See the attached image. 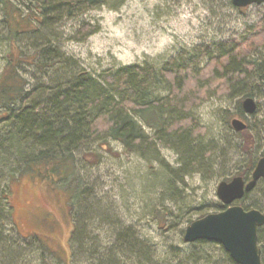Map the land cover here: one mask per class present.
Wrapping results in <instances>:
<instances>
[{"label":"trees","instance_id":"16d2710c","mask_svg":"<svg viewBox=\"0 0 264 264\" xmlns=\"http://www.w3.org/2000/svg\"><path fill=\"white\" fill-rule=\"evenodd\" d=\"M108 1L42 0L35 9L24 12L13 0H0L9 48L0 76V173L2 166L15 165L8 169L7 183L0 178V258L5 256V264L30 263L21 249V241L16 237L12 242L5 239L8 220L12 218L18 234L24 238L23 245L32 252L31 264H77L84 258L91 264H182V258L186 259L184 264H215L208 257L213 252L208 250L209 245L219 247L222 257L238 264L222 244L210 240L195 241L188 253H177L160 262L153 246L133 226L118 229L112 246L101 250L88 237L95 244L86 248L87 234L81 226L80 207L89 199L91 189L82 186L78 153L97 142L114 139L130 151L159 156V146L165 144L180 154L182 162L179 168L169 166L170 188L176 182L185 183L184 177L193 169H200L216 152L213 144L202 143L206 126L198 124L192 109L212 97L220 98L232 92L253 78L264 79V61L255 56L264 47V17L257 33L233 43L230 48L221 43L213 51L199 45L181 52L179 57H171L160 67L149 62L122 65L99 76L64 54L50 37H44L33 50L19 43L21 35L37 32L40 25L53 28L64 18L75 17ZM97 30L95 24L83 21L73 38L83 41ZM23 67H36L42 77L50 79L45 86L50 91L43 99L34 98L37 91L29 88L31 82L23 78L20 72ZM162 90L167 94L163 95ZM244 95L246 98L252 93ZM239 112L245 117L242 103ZM144 124L154 132L148 133ZM253 130L256 132L249 124L240 130L248 136L243 139L242 147L249 154L256 143ZM255 165L256 162L253 169ZM24 173L36 175L47 180L51 187L65 191L68 212L79 222V226L73 225L71 239L75 247L71 244L70 259L65 258L63 250L49 235L40 232L25 235L19 230L13 215L12 187ZM243 206L264 209L259 204ZM225 208L220 203L218 210ZM258 238L264 263V225L259 228Z\"/></svg>","mask_w":264,"mask_h":264},{"label":"rangeland","instance_id":"374dc122","mask_svg":"<svg viewBox=\"0 0 264 264\" xmlns=\"http://www.w3.org/2000/svg\"><path fill=\"white\" fill-rule=\"evenodd\" d=\"M13 1L24 12L35 9L36 3L42 2ZM3 16L0 9V76L9 49ZM263 17L264 2L238 7L232 0H109L75 17L64 18L53 28L40 25L37 32L21 35L18 40L22 47L33 50L44 37H50L64 54L74 57L81 67L99 76L105 70L122 65L149 62L160 67L171 57H179L181 52L194 50L199 45L213 51L216 44L221 43L230 48L233 43L257 33ZM83 21L95 24L98 30L78 41L73 36ZM255 54L264 61V47ZM20 72L31 82L29 88L36 89L35 99H43L49 93L45 86L50 79L42 77L36 67H23ZM166 92L162 90L163 95ZM247 92L256 99L257 109L254 113L245 112L242 117L239 104ZM191 113L199 125L206 126L202 143L213 144L216 152L200 169L190 171L184 177L185 183L176 182L173 188L169 186V178H172L169 166L179 168L182 162L180 154L165 144H160L159 156L130 151L114 139L97 142L78 153L82 186L91 189L89 199L80 207L81 226L87 234L86 248L95 244L93 241L101 250L112 246L118 229L133 226L135 232L153 246L160 262L177 253L186 254L194 247V242H186L183 238L190 220L220 209L219 182L231 180L238 173L245 178L252 174L253 164L264 155V79L253 78L220 98L205 100ZM234 117L244 119L256 130L252 131L256 134V143L250 154L244 150L245 146L242 147L243 139L248 136L231 124ZM144 127L148 133L154 132L146 124ZM14 167L9 163L2 166L0 178L4 183ZM64 192L51 187L47 180L24 173L13 183V215L21 233L49 235L63 250L65 258L70 259L71 244L75 247L71 239L73 225L79 226V222L68 212L69 199ZM235 203L259 204L264 208V179L248 196ZM13 237L24 244V238L10 218L5 239L12 242ZM23 244L21 249L31 264L32 252ZM209 246L208 250L213 252H209L208 257L215 264H233L222 257L219 247ZM3 258L5 256L0 258L3 260L0 264H5ZM182 259L184 264L186 259ZM77 264L91 263L84 258Z\"/></svg>","mask_w":264,"mask_h":264},{"label":"water","instance_id":"95a60500","mask_svg":"<svg viewBox=\"0 0 264 264\" xmlns=\"http://www.w3.org/2000/svg\"><path fill=\"white\" fill-rule=\"evenodd\" d=\"M232 1L238 7L264 2V0ZM242 105L247 113H254L257 109V102L253 96L244 98ZM231 123L239 131L248 126L245 120L238 117H234ZM261 179H264V155L258 159L249 179L236 175L231 180L219 182L217 194L226 208L209 212L193 220L184 231V240L216 241L224 246L238 264H264L258 238L259 228L264 225V209H247L235 203L247 192L252 191Z\"/></svg>","mask_w":264,"mask_h":264}]
</instances>
